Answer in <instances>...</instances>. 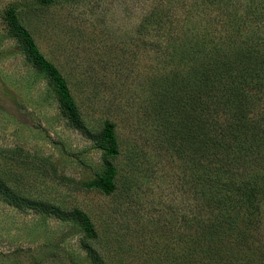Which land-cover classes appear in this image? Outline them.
<instances>
[{"label":"rangeland","instance_id":"rangeland-1","mask_svg":"<svg viewBox=\"0 0 264 264\" xmlns=\"http://www.w3.org/2000/svg\"><path fill=\"white\" fill-rule=\"evenodd\" d=\"M15 26L62 74L75 116L19 50ZM211 39L263 49L264 0H0V264H89V249L100 264H196L208 227L177 84L191 75L190 45ZM106 121L115 158L97 146ZM107 162L109 195L88 186ZM254 205L225 221L246 223L242 247L264 260Z\"/></svg>","mask_w":264,"mask_h":264},{"label":"trees","instance_id":"trees-1","mask_svg":"<svg viewBox=\"0 0 264 264\" xmlns=\"http://www.w3.org/2000/svg\"><path fill=\"white\" fill-rule=\"evenodd\" d=\"M217 33L209 36H218ZM10 34L33 69L48 80L62 110L75 116L67 82L58 68L44 58L21 26H15ZM213 41L190 45L194 57L191 75L177 84L182 90L181 104H190L195 208L203 219L199 221H206L208 227L202 232L207 235L206 245L200 239L202 233L196 238V247L202 254L196 264H264L261 257L242 247L239 236L245 237L246 223L238 221V217H232L233 225L225 221L235 207L241 212L255 204L258 215L264 212V105L260 104L264 99V48L244 50ZM97 146L108 157L118 156L111 122L103 123ZM114 176L115 169L107 162L88 186L109 195L115 189ZM68 217L85 238H94V230L82 211L73 209ZM227 229L234 235H225ZM87 258L89 264H100L90 249Z\"/></svg>","mask_w":264,"mask_h":264}]
</instances>
